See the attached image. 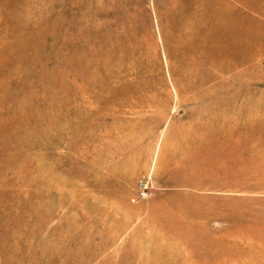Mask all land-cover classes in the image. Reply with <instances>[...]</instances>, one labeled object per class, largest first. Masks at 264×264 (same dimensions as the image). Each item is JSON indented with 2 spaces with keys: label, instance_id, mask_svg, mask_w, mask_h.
Masks as SVG:
<instances>
[{
  "label": "rangeland",
  "instance_id": "1",
  "mask_svg": "<svg viewBox=\"0 0 264 264\" xmlns=\"http://www.w3.org/2000/svg\"><path fill=\"white\" fill-rule=\"evenodd\" d=\"M0 264H264V0H0Z\"/></svg>",
  "mask_w": 264,
  "mask_h": 264
}]
</instances>
